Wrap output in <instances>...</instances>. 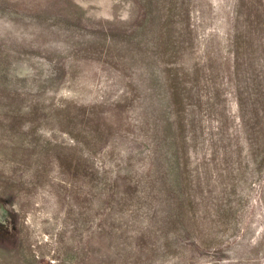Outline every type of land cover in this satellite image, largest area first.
I'll return each mask as SVG.
<instances>
[{
  "label": "rangeland",
  "instance_id": "1",
  "mask_svg": "<svg viewBox=\"0 0 264 264\" xmlns=\"http://www.w3.org/2000/svg\"><path fill=\"white\" fill-rule=\"evenodd\" d=\"M0 264H264V0H0Z\"/></svg>",
  "mask_w": 264,
  "mask_h": 264
}]
</instances>
